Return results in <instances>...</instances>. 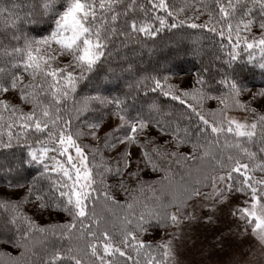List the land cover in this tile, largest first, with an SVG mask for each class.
<instances>
[{
	"label": "snow or ice",
	"instance_id": "6c2138e0",
	"mask_svg": "<svg viewBox=\"0 0 264 264\" xmlns=\"http://www.w3.org/2000/svg\"><path fill=\"white\" fill-rule=\"evenodd\" d=\"M257 69L264 0H0V264H264Z\"/></svg>",
	"mask_w": 264,
	"mask_h": 264
},
{
	"label": "trees",
	"instance_id": "16d2710c",
	"mask_svg": "<svg viewBox=\"0 0 264 264\" xmlns=\"http://www.w3.org/2000/svg\"><path fill=\"white\" fill-rule=\"evenodd\" d=\"M198 68L197 62L191 57H185L177 62V70L180 74H188L189 72H195ZM248 82L259 86L264 82V77H261L259 70L255 71V75H248Z\"/></svg>",
	"mask_w": 264,
	"mask_h": 264
},
{
	"label": "rangeland",
	"instance_id": "374dc122",
	"mask_svg": "<svg viewBox=\"0 0 264 264\" xmlns=\"http://www.w3.org/2000/svg\"><path fill=\"white\" fill-rule=\"evenodd\" d=\"M181 75H184L187 78V74H181Z\"/></svg>",
	"mask_w": 264,
	"mask_h": 264
}]
</instances>
